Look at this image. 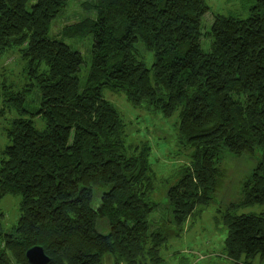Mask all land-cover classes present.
Instances as JSON below:
<instances>
[{"label": "trees", "instance_id": "trees-1", "mask_svg": "<svg viewBox=\"0 0 264 264\" xmlns=\"http://www.w3.org/2000/svg\"><path fill=\"white\" fill-rule=\"evenodd\" d=\"M31 1L0 0V58L19 50L33 89L30 101V89L5 88L18 117L0 162V201L21 202L11 233L0 222V264H29L26 252L37 246L48 264H104L107 255L112 264H164L170 226L181 231L221 187L223 154L257 151L261 161L224 216V253L234 264H264V210L233 214L264 208V0H245L246 17L215 16L208 52L201 45L205 0H92L83 6L95 17L55 35L52 24L71 0H35L28 8ZM84 37L94 40L88 61L63 42ZM105 92L167 118L179 114L192 161L157 220L150 221L162 211L151 197V148L128 145L123 116Z\"/></svg>", "mask_w": 264, "mask_h": 264}, {"label": "rangeland", "instance_id": "rangeland-1", "mask_svg": "<svg viewBox=\"0 0 264 264\" xmlns=\"http://www.w3.org/2000/svg\"><path fill=\"white\" fill-rule=\"evenodd\" d=\"M92 0H71L69 6L62 15L52 24L54 35L64 28L76 25L85 17H95L93 12L86 10L83 4ZM32 0L28 8L34 4ZM208 12L201 19L203 37L202 49L210 50L211 39L207 33L215 16L241 15L248 16L249 5L245 0H205ZM67 45L75 47L86 61L91 56L94 45L92 38H81L79 40L63 39ZM142 50L143 48L140 47ZM148 68L154 63V54L147 53L143 59ZM27 63L23 61L19 50H12L0 58V162L4 158V150L11 145L7 138V131L11 123L18 117V113L9 105L6 95V87L14 88V91L30 89L27 98L31 101V81L27 70ZM87 75V67L84 64L80 72V79ZM105 99L113 104L123 116L126 124V135L128 145L142 146L148 144L151 148L149 163L154 172L155 190L152 200L160 204L162 211L151 215L150 221L162 217L165 208L169 206L167 191L177 183L183 170L191 161L193 149L181 143L179 135V114L172 117H164L161 112L152 111L146 107L134 108L128 103L126 96L119 93L105 92ZM30 98V99H29ZM29 117V116H28ZM35 126L39 129L44 127L43 120H37ZM262 153L234 155L225 152L222 156L220 170L222 172L221 187L216 191L212 201L202 209L196 216L191 217L182 225L181 231L170 226L173 233L162 248L164 264H234L224 253L225 241L228 230L224 223V216L230 206L241 200V188L244 181L251 176L253 170L261 161ZM99 195V193H98ZM21 198L17 196H6L0 201V222L2 233H11L20 217ZM264 208L252 206L248 208H236L233 214L259 215ZM99 231L107 234L109 229L99 224ZM12 260V264L15 262ZM113 258L107 255L103 259L104 264H112ZM259 264L258 259L251 261Z\"/></svg>", "mask_w": 264, "mask_h": 264}, {"label": "water", "instance_id": "water-1", "mask_svg": "<svg viewBox=\"0 0 264 264\" xmlns=\"http://www.w3.org/2000/svg\"><path fill=\"white\" fill-rule=\"evenodd\" d=\"M26 259L29 264H48L49 257L44 253L42 247H32L26 252Z\"/></svg>", "mask_w": 264, "mask_h": 264}]
</instances>
